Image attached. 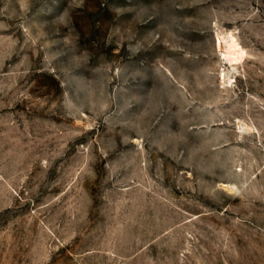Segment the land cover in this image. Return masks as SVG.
Wrapping results in <instances>:
<instances>
[{"label":"rangeland","instance_id":"obj_1","mask_svg":"<svg viewBox=\"0 0 264 264\" xmlns=\"http://www.w3.org/2000/svg\"><path fill=\"white\" fill-rule=\"evenodd\" d=\"M0 264H264V0H0Z\"/></svg>","mask_w":264,"mask_h":264},{"label":"bare ground","instance_id":"obj_2","mask_svg":"<svg viewBox=\"0 0 264 264\" xmlns=\"http://www.w3.org/2000/svg\"><path fill=\"white\" fill-rule=\"evenodd\" d=\"M216 40L217 47L222 50L223 56H225L230 64H236L240 61L242 49L232 33H228L227 35L217 34Z\"/></svg>","mask_w":264,"mask_h":264}]
</instances>
